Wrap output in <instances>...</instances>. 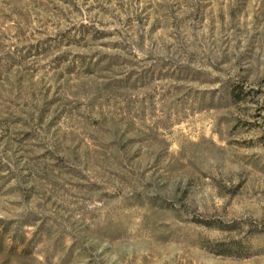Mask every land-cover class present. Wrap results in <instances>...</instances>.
Instances as JSON below:
<instances>
[{
	"label": "rangeland",
	"instance_id": "rangeland-1",
	"mask_svg": "<svg viewBox=\"0 0 264 264\" xmlns=\"http://www.w3.org/2000/svg\"><path fill=\"white\" fill-rule=\"evenodd\" d=\"M0 264H264V0H0Z\"/></svg>",
	"mask_w": 264,
	"mask_h": 264
}]
</instances>
